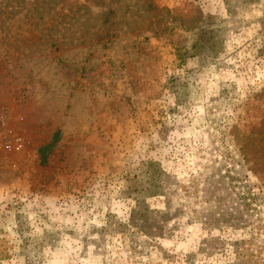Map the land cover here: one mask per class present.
Masks as SVG:
<instances>
[{"label":"rangeland","instance_id":"rangeland-1","mask_svg":"<svg viewBox=\"0 0 264 264\" xmlns=\"http://www.w3.org/2000/svg\"><path fill=\"white\" fill-rule=\"evenodd\" d=\"M0 264H264V0H0Z\"/></svg>","mask_w":264,"mask_h":264},{"label":"trees","instance_id":"trees-1","mask_svg":"<svg viewBox=\"0 0 264 264\" xmlns=\"http://www.w3.org/2000/svg\"><path fill=\"white\" fill-rule=\"evenodd\" d=\"M243 153H244V150H243ZM242 159L245 160V161L250 160V158L247 156L246 153L243 154ZM256 159H257L256 156H254V157L252 158V160H255V161H256ZM248 197H249V196H248ZM242 199L247 200V197H246V196H243ZM253 200H255V199H253ZM243 204H244L243 206L246 207V204H247V203L244 202ZM247 207H248V206H247ZM145 211H146L147 213H149L150 215L153 214V213H154L153 215H155V214L157 213V212H152V213H151V211H149V209H148L147 206L145 207ZM239 219H240V218H237L236 221H238ZM144 220H145L146 223L148 222V218H144ZM240 220H242V219H240ZM241 222H243V221H241ZM143 224H144V223H143ZM237 226H239L238 223H236V227H237ZM144 228H148V226H147V225H145V226H143V225H139V226L137 227V229H138L141 233H143V234H145V235L148 236V233L144 230ZM160 230H161V228H160ZM155 236H157V237H161V235H155Z\"/></svg>","mask_w":264,"mask_h":264}]
</instances>
